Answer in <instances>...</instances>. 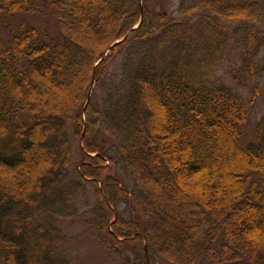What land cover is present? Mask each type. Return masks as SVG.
Returning a JSON list of instances; mask_svg holds the SVG:
<instances>
[{"label": "trees", "instance_id": "obj_1", "mask_svg": "<svg viewBox=\"0 0 264 264\" xmlns=\"http://www.w3.org/2000/svg\"><path fill=\"white\" fill-rule=\"evenodd\" d=\"M263 18L264 0H0V264H72L76 220L120 264H264V117L242 141Z\"/></svg>", "mask_w": 264, "mask_h": 264}, {"label": "rangeland", "instance_id": "obj_2", "mask_svg": "<svg viewBox=\"0 0 264 264\" xmlns=\"http://www.w3.org/2000/svg\"><path fill=\"white\" fill-rule=\"evenodd\" d=\"M179 0H163V6L167 9L172 15L173 11L178 5ZM21 13H18L16 18H19ZM34 24L48 29L54 28V22L50 17L40 18L37 16L28 17ZM6 35V30L4 24L0 23V37ZM3 38V37H2ZM254 40L261 41V50L264 53V18L263 21L259 23L258 29L256 30V37ZM254 41V42H257ZM240 62L239 54L235 47H232V50L226 56V58L220 62L219 66L216 68L214 73L211 76L218 75L223 78L229 79V69L237 66V63ZM243 90V89H241ZM244 91V90H243ZM264 117V92L259 96L255 103L251 114L244 124L242 141L245 145L253 143L256 140V126L259 121ZM72 136V156L71 162L69 165V172L72 177H78L77 173V164L81 158V145L78 138L73 134ZM118 175L125 179L123 171L117 170ZM125 182L128 181L125 179ZM96 199L93 186L88 184V189L86 193L82 194L78 199V206L80 208L82 218L88 217L89 209ZM119 210L122 213L129 214L131 212L130 205L127 201H123L119 206ZM64 226L72 236L73 241L71 243L69 254L71 256L72 264H120L121 258L118 256L110 255L106 250H104L97 241L96 236L94 235V229H92L84 220L76 221H66ZM117 245L121 247L124 252L130 253L129 246L118 241ZM160 264H171L167 261H161ZM203 264H209L208 261H204Z\"/></svg>", "mask_w": 264, "mask_h": 264}, {"label": "water", "instance_id": "obj_3", "mask_svg": "<svg viewBox=\"0 0 264 264\" xmlns=\"http://www.w3.org/2000/svg\"><path fill=\"white\" fill-rule=\"evenodd\" d=\"M137 25H138V24H137ZM137 25H136V26H137ZM81 136H82V134H81Z\"/></svg>", "mask_w": 264, "mask_h": 264}]
</instances>
